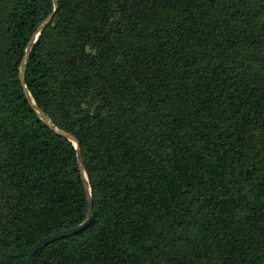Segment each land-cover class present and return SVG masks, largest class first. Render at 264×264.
Wrapping results in <instances>:
<instances>
[{
  "label": "trees",
  "instance_id": "obj_1",
  "mask_svg": "<svg viewBox=\"0 0 264 264\" xmlns=\"http://www.w3.org/2000/svg\"><path fill=\"white\" fill-rule=\"evenodd\" d=\"M0 0V264H264V0Z\"/></svg>",
  "mask_w": 264,
  "mask_h": 264
},
{
  "label": "water",
  "instance_id": "obj_2",
  "mask_svg": "<svg viewBox=\"0 0 264 264\" xmlns=\"http://www.w3.org/2000/svg\"><path fill=\"white\" fill-rule=\"evenodd\" d=\"M54 3V7L53 10L46 16V18L37 26L36 30L33 32L30 40L28 41V44L26 46V50H25V54L21 60V69H20V81L21 84L24 87V90L26 92L27 95H29L28 90L26 89L25 86V81H24V68L27 62V58L29 55V52L33 46L34 41L36 40L38 34L40 33V31L42 30V28L52 19L54 12L58 6V2L57 0H53ZM28 99L31 103V105L35 108V110L38 112L39 116L50 126L52 127L55 131L61 133L62 135H64L65 137L69 138L71 141H73V143L75 144L76 147V151H77V160H78V165H79V170L82 176V181L84 184V189H85V194H86V199H87V215L86 218L79 224L69 227V228H65V229H61L59 231L50 233L48 235L42 236L40 237L30 248L28 255H27V261L29 264H32V254L33 252L41 245H43L44 243L56 239L58 237H62L64 235H68L71 233H74L78 230H80L81 228H83L92 218L93 216V207H92V200H91V194H90V186H89V182L86 176V172L84 169V160H83V156L80 150V146L78 143V140L69 132L61 130L59 128L54 127L53 125H51L46 117L44 112L41 110V108L31 99V97L28 96Z\"/></svg>",
  "mask_w": 264,
  "mask_h": 264
}]
</instances>
